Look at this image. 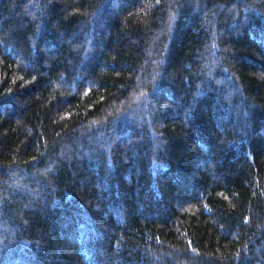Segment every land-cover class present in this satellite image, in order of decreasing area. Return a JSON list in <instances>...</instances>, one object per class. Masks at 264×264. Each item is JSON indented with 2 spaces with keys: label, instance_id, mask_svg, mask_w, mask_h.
<instances>
[{
  "label": "trees",
  "instance_id": "obj_1",
  "mask_svg": "<svg viewBox=\"0 0 264 264\" xmlns=\"http://www.w3.org/2000/svg\"><path fill=\"white\" fill-rule=\"evenodd\" d=\"M0 264H264V0H0Z\"/></svg>",
  "mask_w": 264,
  "mask_h": 264
}]
</instances>
